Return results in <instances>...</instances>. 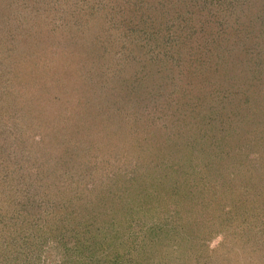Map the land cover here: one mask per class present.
Returning <instances> with one entry per match:
<instances>
[{"label":"trees","instance_id":"trees-1","mask_svg":"<svg viewBox=\"0 0 264 264\" xmlns=\"http://www.w3.org/2000/svg\"><path fill=\"white\" fill-rule=\"evenodd\" d=\"M0 104V264H264V0H0Z\"/></svg>","mask_w":264,"mask_h":264},{"label":"rangeland","instance_id":"rangeland-1","mask_svg":"<svg viewBox=\"0 0 264 264\" xmlns=\"http://www.w3.org/2000/svg\"><path fill=\"white\" fill-rule=\"evenodd\" d=\"M53 47L54 46H50L49 50H51V48H53ZM46 55L47 54H45L44 56H41V57H37V59H36L37 63L36 64L32 63V62L31 63H25V61L23 60L24 65L26 64L23 67L27 68L29 71L32 70L33 72H36V74H34V76L31 78L30 84L33 82L34 85H35V88H41L43 83L46 82V81L48 83H51V84H55V83L59 82L60 85H64L65 89L68 92L71 91L74 88V86L78 85L77 83H75V82H77V79L75 77L71 76L70 74L64 73V71L61 68H56L55 69L54 66L52 65V61L49 62V60H51V59L49 57H45ZM57 56H58V60H60L61 58H63L64 55H61V53L59 55V53H57ZM44 62H47V63H44ZM55 62H57V61H54V63ZM46 64H50L48 66L50 71H49V73L47 71V74L45 75V73H44L45 71H43L44 70L43 66L46 65ZM43 74H44V78L43 77L41 78L40 76H43ZM20 80H21L20 78H18V79L14 78V79L9 80L8 83H7V86H6V90H5V97L6 96H11V97L13 96L14 97V102H13V103H15L14 110L16 111L17 115H19L17 121L20 119L21 115L25 113V111L29 110L30 100L26 103L27 106L25 105V107H23L25 109H23L21 111V109H22L21 105L18 106L16 104L18 102V101L16 102V99H18L22 95H23L22 99L23 100L26 99V95L27 94L29 96L32 95L30 91L33 89L30 86L27 90H25V91H28L27 94H25V93L23 94V92H25V91L23 90V86L20 84ZM85 86L86 85H83V88ZM21 93H22V95H21ZM69 100H70L69 101L70 102L69 106L71 107L70 111H76L77 110V111H79L78 112L79 114H81V115L84 114L85 110L83 111V108H74L75 107V104L73 102L74 97L70 98ZM7 101H8L7 97L3 99V103H6ZM10 101H12V98L10 99ZM50 103L54 104L53 101H50ZM50 103H47L48 106L44 107L43 119H38L37 117H35L36 120H35V118H33V120H35V121H33L32 124L31 123L28 124V125L24 124L22 126V128L26 129V130H25V134L22 131H21V134H22L23 139L24 138H28L29 141H26V144L28 145V147L31 146L30 142L31 141H35V139L37 138L36 132L32 131L34 127H36V126L41 127V134H42V130H44V128H50L47 124H45L47 121H49L47 119L51 117V116H48V115L55 113L54 107ZM11 104H12V102H11ZM0 107L2 109H4V112H2V113L0 112V124H3L5 122H7L8 121V119H7L8 117H10V118L16 117L17 118V115L15 113H13V110H9L5 106V104L3 105V107L0 104ZM80 111H82V112H80ZM78 118L79 117H77V116H75V117L74 116H70V119H68L69 122L66 125L68 127L70 126V128L73 130L75 128L76 121L79 120ZM102 119L106 120V118H104V117H102ZM27 130H29V132L30 133L32 132V133L28 134ZM35 158H37V155H35ZM23 159H24V157H23ZM252 226H254V225L252 224ZM223 239H224L223 235L219 234V235L213 237L212 241L211 242L209 241V242L211 243L212 247H215V246L219 245L220 242L223 241ZM252 258H254V255L252 256ZM254 263H257V262H254Z\"/></svg>","mask_w":264,"mask_h":264}]
</instances>
